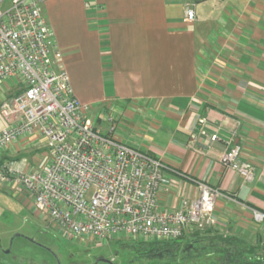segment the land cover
I'll return each instance as SVG.
<instances>
[{"label":"crops","instance_id":"0c3cea01","mask_svg":"<svg viewBox=\"0 0 264 264\" xmlns=\"http://www.w3.org/2000/svg\"><path fill=\"white\" fill-rule=\"evenodd\" d=\"M43 11L74 97L91 113L113 115L112 138L159 159L174 181L160 207L178 209L198 182L224 195L218 226L184 238L264 249V222L252 213L264 212V0H50ZM19 88L2 83L0 105ZM201 119L218 141L199 133ZM230 141L255 166L253 183L221 165ZM46 151L43 138H24L0 165L37 168Z\"/></svg>","mask_w":264,"mask_h":264},{"label":"built area","instance_id":"2783aa9c","mask_svg":"<svg viewBox=\"0 0 264 264\" xmlns=\"http://www.w3.org/2000/svg\"><path fill=\"white\" fill-rule=\"evenodd\" d=\"M49 1L0 0V85L14 79L20 86L0 105L5 121L0 160L24 138L39 136L47 145L37 168L24 161L2 163L0 186L27 193L35 211L46 213L66 239L94 248L122 240L175 242L188 232L217 227L216 206L224 196L219 189L198 182L194 196L178 209H162L161 192L174 186L162 162L112 138L113 115L91 113L74 97L43 14ZM194 20L188 6L185 22ZM100 121L108 123L110 136L98 133ZM200 125L199 133L206 135L207 121ZM206 136L219 140L217 134ZM231 144L221 165L253 183L255 166L244 158L241 144ZM252 213L256 223L264 222V212Z\"/></svg>","mask_w":264,"mask_h":264},{"label":"rangeland","instance_id":"374dc122","mask_svg":"<svg viewBox=\"0 0 264 264\" xmlns=\"http://www.w3.org/2000/svg\"><path fill=\"white\" fill-rule=\"evenodd\" d=\"M97 131L107 132V123L100 121ZM40 243L51 252L39 247ZM221 246L229 248L228 243L190 238L182 239L172 250L151 252L117 243L98 248L74 244L60 233L46 213L35 211L27 193L0 187V264H95L101 257L112 264H221L228 254L220 252Z\"/></svg>","mask_w":264,"mask_h":264},{"label":"trees","instance_id":"16d2710c","mask_svg":"<svg viewBox=\"0 0 264 264\" xmlns=\"http://www.w3.org/2000/svg\"><path fill=\"white\" fill-rule=\"evenodd\" d=\"M231 240L232 239H224L221 243H223V245H225V243L229 244ZM145 244H147V242L138 243V245L142 246H144ZM151 244L155 245L154 243H150L151 248ZM160 244H162V247L154 246V249H152L151 251L172 250L175 246H178L180 244V241L161 242L159 243V245ZM223 247L221 246L220 252L228 254L223 258L221 264H264V255L262 253L264 249L257 251L255 248H251L246 244H241V246H230L227 249H224Z\"/></svg>","mask_w":264,"mask_h":264},{"label":"flooded vegetation","instance_id":"af4514ba","mask_svg":"<svg viewBox=\"0 0 264 264\" xmlns=\"http://www.w3.org/2000/svg\"><path fill=\"white\" fill-rule=\"evenodd\" d=\"M71 242V241H70ZM71 243H78V242H71ZM113 244L117 243V244H122L124 247H128V248H137V249H141V250H146L147 252H150L152 249H154V246L155 247H162L158 242H147V244H145L144 246L142 245H138L139 242H132V241H129V240H124V241H115V242H112ZM110 243V244H112ZM150 243H154L155 245L151 244L152 245V248L150 246ZM39 247H41L42 249H44L45 251L47 252H51L50 248L48 246H46L45 244H38ZM55 259V258H54ZM57 261V260H55ZM60 264V262H58ZM101 263V262H100ZM105 264H108V263H105Z\"/></svg>","mask_w":264,"mask_h":264},{"label":"water","instance_id":"95a60500","mask_svg":"<svg viewBox=\"0 0 264 264\" xmlns=\"http://www.w3.org/2000/svg\"><path fill=\"white\" fill-rule=\"evenodd\" d=\"M17 236H19V235H17ZM100 262L112 264V261L111 260H109L107 258H103V257L99 258L95 264H98Z\"/></svg>","mask_w":264,"mask_h":264}]
</instances>
